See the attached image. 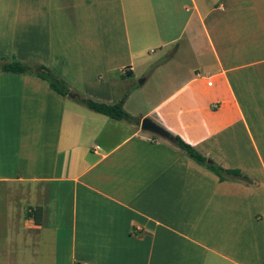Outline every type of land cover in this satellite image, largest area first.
Masks as SVG:
<instances>
[{"label": "crops", "instance_id": "crops-1", "mask_svg": "<svg viewBox=\"0 0 264 264\" xmlns=\"http://www.w3.org/2000/svg\"><path fill=\"white\" fill-rule=\"evenodd\" d=\"M0 58L73 95L0 71V264H264V0H0Z\"/></svg>", "mask_w": 264, "mask_h": 264}, {"label": "trees", "instance_id": "trees-1", "mask_svg": "<svg viewBox=\"0 0 264 264\" xmlns=\"http://www.w3.org/2000/svg\"><path fill=\"white\" fill-rule=\"evenodd\" d=\"M0 71L15 72V73H33L34 75L47 81L49 86L61 95H67L70 92L67 82L57 75L52 69L41 64L22 63L16 59L0 58ZM129 90L122 97L113 103L99 101L86 95L77 94L76 99L85 104L88 108L103 113L115 119H127L129 121L139 123V120L129 114L123 107L125 98ZM171 141L176 144L183 152L203 165L207 169L215 173L219 180H241L248 182V176L238 168L225 167L214 159L205 156L198 151L193 145L184 141L179 135L169 132ZM210 160V161H209Z\"/></svg>", "mask_w": 264, "mask_h": 264}, {"label": "water", "instance_id": "water-1", "mask_svg": "<svg viewBox=\"0 0 264 264\" xmlns=\"http://www.w3.org/2000/svg\"><path fill=\"white\" fill-rule=\"evenodd\" d=\"M68 95L73 96L70 93ZM140 127L143 130L150 131L161 137L171 139L169 135V131L165 129L163 126H161L160 124H158L157 122H155L154 120H152L150 117H143L140 122Z\"/></svg>", "mask_w": 264, "mask_h": 264}, {"label": "rangeland", "instance_id": "rangeland-1", "mask_svg": "<svg viewBox=\"0 0 264 264\" xmlns=\"http://www.w3.org/2000/svg\"><path fill=\"white\" fill-rule=\"evenodd\" d=\"M67 254H68V251H67Z\"/></svg>", "mask_w": 264, "mask_h": 264}]
</instances>
